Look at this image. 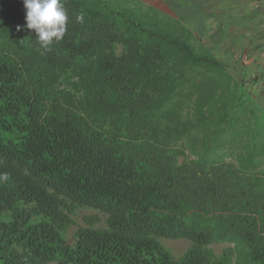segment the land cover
<instances>
[{
  "label": "trees",
  "instance_id": "obj_1",
  "mask_svg": "<svg viewBox=\"0 0 264 264\" xmlns=\"http://www.w3.org/2000/svg\"><path fill=\"white\" fill-rule=\"evenodd\" d=\"M117 1L62 0L65 35L42 47L22 0H0V264H264L255 77ZM79 208L105 222L71 244ZM161 239L190 247L175 258Z\"/></svg>",
  "mask_w": 264,
  "mask_h": 264
},
{
  "label": "crops",
  "instance_id": "obj_2",
  "mask_svg": "<svg viewBox=\"0 0 264 264\" xmlns=\"http://www.w3.org/2000/svg\"><path fill=\"white\" fill-rule=\"evenodd\" d=\"M177 20L246 79L264 112V0H137Z\"/></svg>",
  "mask_w": 264,
  "mask_h": 264
},
{
  "label": "clouds",
  "instance_id": "obj_3",
  "mask_svg": "<svg viewBox=\"0 0 264 264\" xmlns=\"http://www.w3.org/2000/svg\"><path fill=\"white\" fill-rule=\"evenodd\" d=\"M25 12L26 28L34 30L36 39L42 47H48L54 41L63 38L67 30L68 14L62 0H22ZM83 13L77 21H83ZM22 26H17L21 30ZM7 173H0V181L8 179Z\"/></svg>",
  "mask_w": 264,
  "mask_h": 264
},
{
  "label": "rangeland",
  "instance_id": "obj_4",
  "mask_svg": "<svg viewBox=\"0 0 264 264\" xmlns=\"http://www.w3.org/2000/svg\"><path fill=\"white\" fill-rule=\"evenodd\" d=\"M123 2V0H119ZM119 1H117L119 3ZM126 1V0H125ZM133 8L139 7L138 2L132 3ZM254 97V96H253ZM187 155V151H185ZM189 156V155H188ZM191 159L192 157L189 156ZM183 158L180 157L179 161H182ZM97 216L99 218V222L94 225V228L104 226L105 217L102 214L97 213L96 211L89 209V208H79L76 212L70 216L71 220L73 221V225H71L66 231V238L72 244L74 242V233L78 226H87L86 218H91ZM161 244L171 253L172 256L175 258L181 257L186 250L190 247V242L185 239H177V240H169V239H161ZM208 248L212 251V253L219 257L225 250L231 249L232 244L229 243H214L208 246ZM234 261V256H232L231 264Z\"/></svg>",
  "mask_w": 264,
  "mask_h": 264
}]
</instances>
